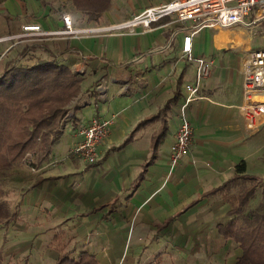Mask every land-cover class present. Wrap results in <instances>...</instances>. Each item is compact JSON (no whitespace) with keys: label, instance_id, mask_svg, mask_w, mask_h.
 <instances>
[{"label":"crops","instance_id":"crops-1","mask_svg":"<svg viewBox=\"0 0 264 264\" xmlns=\"http://www.w3.org/2000/svg\"><path fill=\"white\" fill-rule=\"evenodd\" d=\"M167 1L0 0V74L13 62L54 59L83 76L77 108L61 121L66 129L46 161L2 172L4 264H54L63 252L77 258L81 251L96 264H235L241 255L218 230L229 209L213 191L239 161L260 180L256 191L264 184V122L249 129L238 107L244 50L264 47V21L256 35L241 26L194 35V55L210 56L213 67L201 83L205 97L187 107L192 143L173 167L178 107L195 70L180 57L178 23L162 17L150 30L125 34L1 39L26 24L64 29L63 15L76 27L112 24ZM98 7L94 18L81 11ZM202 34L210 36L208 46ZM101 80L103 94L96 92ZM96 115L112 122L96 162L86 165L69 150L81 138L79 126Z\"/></svg>","mask_w":264,"mask_h":264},{"label":"trees","instance_id":"trees-1","mask_svg":"<svg viewBox=\"0 0 264 264\" xmlns=\"http://www.w3.org/2000/svg\"><path fill=\"white\" fill-rule=\"evenodd\" d=\"M81 11L94 18L102 9ZM82 81L81 74L54 59L35 60L30 64L13 62L0 74V219L8 214L2 172L22 165L29 151L30 167L46 161L62 132L61 120L68 111L77 108L75 101L72 107L70 104L81 92ZM76 119L73 114L71 121ZM37 141L40 144L36 149ZM235 166V175L213 191L221 195L229 209V219L218 230L241 248L235 264H264V184L263 198L251 205L260 180L245 173L243 161ZM0 264H4L1 251ZM54 264H96V260L87 251H81L77 258L63 252Z\"/></svg>","mask_w":264,"mask_h":264},{"label":"built area","instance_id":"built-area-1","mask_svg":"<svg viewBox=\"0 0 264 264\" xmlns=\"http://www.w3.org/2000/svg\"><path fill=\"white\" fill-rule=\"evenodd\" d=\"M162 17H168L171 23L179 24L177 31L183 33L180 57L185 62L195 65L193 78L183 85L184 97L178 107V126L169 148L170 166L173 167L192 143L193 127L187 118V107L189 103L205 97L199 93L201 83L213 67V59L210 56L194 55L192 51L194 35L203 28L231 26H241L250 34L256 35L264 21V0H169L156 6L145 7L140 13L126 20L99 26L76 27L69 15H63L64 29L51 31L44 30L37 24H26L21 26L19 33L1 39L27 40L33 39L31 37L34 36L41 39L56 35L82 37L125 34L134 32L136 27H141L142 31L150 30L153 22ZM242 64V102L238 107L249 129L257 130L264 122V47H251L245 50ZM106 88L107 84L101 80L96 85V92L103 94ZM111 122V118L96 115L86 124L80 125L77 134L81 138L70 149V154L78 157L86 165L95 163L98 158V146L108 135Z\"/></svg>","mask_w":264,"mask_h":264},{"label":"rangeland","instance_id":"rangeland-1","mask_svg":"<svg viewBox=\"0 0 264 264\" xmlns=\"http://www.w3.org/2000/svg\"><path fill=\"white\" fill-rule=\"evenodd\" d=\"M19 40H23V39H19ZM201 40H202V44L203 45H205V46H208L210 43H211V38H210V36L209 37H207V36H205L204 34H202L201 35ZM206 54H207V52H206ZM82 94V93H81ZM79 98H81V96H80V93H79V95H77L76 97H75V99L73 100V102H72V104H70V107H72L73 106V104H74V101H78L79 100ZM71 111V110H70ZM70 111H68L67 112V114H66V116L61 120V121H68L69 120V118H70ZM62 123V122H61ZM64 127V125L61 127V128H63ZM66 128L64 127V130H65ZM39 144L40 143H38V141L36 142V145H34V147L37 149L38 147H39ZM70 151V150H69ZM29 153H30V155H28V156H24V160H23V163L24 164H27L28 166H29V163H30V160H31V151H29ZM61 155H63V154H61ZM65 155V154H64ZM169 155V154H168ZM183 156H185L184 154L178 159V161H177V163L183 158ZM169 160V159H168ZM170 162V161H169ZM177 163L175 164V165H177ZM174 165V166H175ZM16 182H17V178H12V180H11V182H10V185H15L16 184ZM263 198V194L261 193V189H258L257 191H256V198L253 200V201H251V205H254L255 203H257V201L258 200H261ZM1 227V226H0ZM213 233L214 232H216V231H212ZM230 243H233L232 242V240H230ZM226 249H228V248H226ZM232 252V251H231ZM5 264H9V261H5Z\"/></svg>","mask_w":264,"mask_h":264},{"label":"bare ground","instance_id":"bare-ground-1","mask_svg":"<svg viewBox=\"0 0 264 264\" xmlns=\"http://www.w3.org/2000/svg\"><path fill=\"white\" fill-rule=\"evenodd\" d=\"M245 50H248V49H245ZM245 50H244V51H245Z\"/></svg>","mask_w":264,"mask_h":264}]
</instances>
